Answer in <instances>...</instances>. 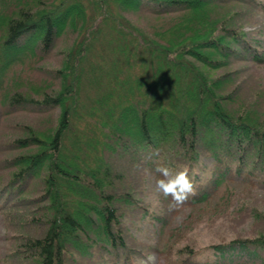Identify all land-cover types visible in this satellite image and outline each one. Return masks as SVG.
Instances as JSON below:
<instances>
[{
    "label": "trees",
    "instance_id": "1",
    "mask_svg": "<svg viewBox=\"0 0 264 264\" xmlns=\"http://www.w3.org/2000/svg\"><path fill=\"white\" fill-rule=\"evenodd\" d=\"M76 1L0 0V75L21 55L44 57L66 37L72 39L65 46L63 66L48 68L53 79L62 80L60 87L42 85L37 94L10 88L5 95L9 112L60 111L49 126L25 125L4 144L17 152L4 159L8 177L0 181V213L10 219L30 205L26 224L38 229L12 237L15 244L0 256L6 264H135L145 247H133L127 239L122 205L134 198L130 189L131 196L126 194L128 185L124 194L118 190L125 171L131 175L146 166L153 171L169 162L174 171L190 168L195 194L182 204L188 206L211 202L236 175L264 190V106L251 100V94L242 95L246 77L240 66L247 61L264 64V48L232 12L221 15L232 3L264 10V2L89 0L91 18L85 4ZM137 10L166 15V25L154 36L146 34L129 17ZM108 21L114 34L103 42L99 32ZM90 57L97 62L92 65ZM84 86L98 90L91 117L76 114L86 95ZM82 117L89 134L73 131L79 129L73 120ZM111 135L116 145L103 148L99 160L109 162L113 152L127 146V157H137L127 158L130 165L119 166L121 173L103 160L96 167L87 163ZM205 157L211 158L207 168L201 165ZM198 169L209 174L199 178ZM35 180L38 194L31 197ZM164 200L172 203L170 196ZM154 215L167 222L166 216ZM258 220L264 223V212ZM261 229L209 250L220 256L249 251L264 262ZM182 250L180 264L215 263L209 256L200 260L199 250L190 245Z\"/></svg>",
    "mask_w": 264,
    "mask_h": 264
},
{
    "label": "rangeland",
    "instance_id": "2",
    "mask_svg": "<svg viewBox=\"0 0 264 264\" xmlns=\"http://www.w3.org/2000/svg\"><path fill=\"white\" fill-rule=\"evenodd\" d=\"M77 1L85 4V15L90 17L92 10H94L93 6L90 5V1ZM77 1L74 4H77ZM225 8L221 9V15L224 14L223 12L227 13L226 11L232 12L236 19L241 21L242 29L248 33L249 37L252 35L254 38L259 39L264 48V10H255L247 5L235 3H232L229 7L225 6ZM129 17L133 24L151 36H154V31L162 30L163 26L166 25V15L152 14L147 10L129 12ZM77 23L78 25L80 24V22ZM84 25H87L86 22ZM113 29V24L109 21L108 24L101 27L99 32L100 38L102 37L101 41H109V35L113 37ZM66 30H71V28L68 27ZM71 41V38L66 37L61 45H58L55 50L44 57L39 55V53H33L31 54L32 56L29 53L24 56L21 55L0 75V181L8 177V169L5 167L7 163L4 159L7 157L8 159L11 158L17 152L5 149V142L17 136L16 134L25 125L33 127H39V125L49 126L60 112L59 108L54 112L46 113H32L28 110H13L9 112L5 107V95L13 88L14 90L19 88L27 94H37L42 85L49 84L60 87L62 80L53 79L54 73L50 75L51 70L48 68L57 69L63 66L65 46H68ZM34 52L38 51L34 50ZM105 56L107 57V55ZM93 60H95V57L93 59L90 57L92 65L94 63ZM95 61L97 62V60ZM240 66H244L242 75L246 77L241 91L242 95L246 97V95L249 96L251 94V97H249L251 100L257 101L264 106V64L247 61L240 63ZM86 82L85 84H87ZM81 90L82 92L84 90L86 95L81 98L76 114L91 117L90 107L92 99H94L98 90H94L89 86H84ZM73 121L75 128H77V125L79 128L75 130L72 127L74 133L80 130L81 133L89 134V132L83 130V127L88 126L86 125L85 117ZM95 135L96 131L94 132ZM109 137L110 140L107 142L109 144L103 145L104 142H101L103 146L98 145L95 147L93 155L89 158L90 163L87 162L88 164L96 167L102 160L108 162L104 158L102 160H99V158L102 156L101 150L103 148H110L111 145H116L112 135ZM129 148V146L123 149L118 148L119 153L113 152L112 156H109L111 159L108 163L112 164L115 170L118 169L117 172L119 173H121L119 166L129 167L130 164L127 158L137 159L133 153L132 157H127V155H131L128 152ZM89 154H91V150H89ZM113 158H115V161H113ZM159 165L166 164L159 163ZM201 165L207 168L211 165V158H203ZM166 166L172 168L173 162H169ZM150 169L146 166L145 169H138L131 175L125 171L124 174L127 176L119 182L118 190H122L121 194L125 192L123 186L128 185V193L126 194L131 196L130 189L132 198H134L132 203L128 202L126 204L122 197L119 198L122 201L124 200L122 209L125 212V216L122 220L129 234L127 237L128 242L133 247L138 245H144L145 247V253L138 259L135 258V264H180L182 254L184 255L182 248L185 245H190L199 250L200 260L203 261L209 256V260L215 262L214 264H264L258 255H253L246 251L236 250L220 256L209 250V247L216 243L227 241L238 235L252 236L263 229L261 227H264V223L258 220V213L264 212V190L261 187L247 185L246 182L239 178V175H236V179L233 182L219 189L211 202L202 205H181L170 208V203L165 202L162 193L156 189L157 180L162 178L160 173L156 169L153 171ZM177 170L179 171L180 168ZM206 174H209L207 170L198 169L195 175L202 178ZM34 187L36 190L29 194L31 197H35L38 194L36 192L38 189L36 180ZM114 190L117 191V189ZM26 202L31 204L29 200ZM135 202L143 204L145 208H136ZM29 206L15 211L10 219L5 218L0 213L1 257L8 252L12 244H15L16 240H12L14 235L21 234L23 231L38 230L36 224L30 226L26 224ZM163 211H166L164 213L166 215L162 213ZM154 214H160V217L166 216L167 222L155 217L156 215ZM209 251L210 253H208ZM0 264L6 263L0 261ZM79 264H83V262L80 261ZM103 264L116 263L105 262Z\"/></svg>",
    "mask_w": 264,
    "mask_h": 264
},
{
    "label": "clouds",
    "instance_id": "3",
    "mask_svg": "<svg viewBox=\"0 0 264 264\" xmlns=\"http://www.w3.org/2000/svg\"><path fill=\"white\" fill-rule=\"evenodd\" d=\"M156 171L161 177L156 182V189L164 197H171L170 208L182 205L190 195L195 194V184L191 169L183 167L179 171H173L169 166L158 165Z\"/></svg>",
    "mask_w": 264,
    "mask_h": 264
}]
</instances>
